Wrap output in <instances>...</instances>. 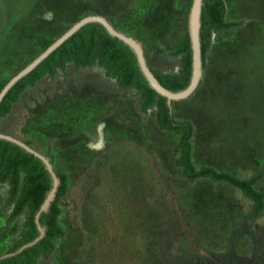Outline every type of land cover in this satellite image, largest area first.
<instances>
[{
	"label": "rangeland",
	"instance_id": "obj_1",
	"mask_svg": "<svg viewBox=\"0 0 264 264\" xmlns=\"http://www.w3.org/2000/svg\"><path fill=\"white\" fill-rule=\"evenodd\" d=\"M189 1L0 0V81L39 55L37 35L58 39L91 15L141 42L150 68L177 72L179 60L157 51L173 52L184 37ZM227 1L228 21L242 24L216 35L226 43L220 50L227 57L216 66L215 50L199 89L174 102L173 111L178 121L194 125L197 168L248 179L264 171V0ZM0 133L31 141L69 176L59 217L66 235L39 264H160L170 253L158 235L166 191L196 251L221 264H252L264 212L250 217L253 202L226 183L188 182L176 166L180 136L160 130L156 108L143 113L138 94L119 88L100 68L69 64L55 78L38 81L1 120ZM256 189L264 190V177ZM7 198V186L0 184V255L18 242L25 221L23 215L7 223Z\"/></svg>",
	"mask_w": 264,
	"mask_h": 264
},
{
	"label": "trees",
	"instance_id": "obj_2",
	"mask_svg": "<svg viewBox=\"0 0 264 264\" xmlns=\"http://www.w3.org/2000/svg\"><path fill=\"white\" fill-rule=\"evenodd\" d=\"M192 2L193 0H190L186 7L184 37L174 44L173 52L166 54L162 48L157 51L159 55L178 59L179 70L164 72L151 68L161 85L172 92L185 90L192 78V47L188 32V17ZM241 25L240 22L226 21L224 0H203L200 39L204 68L213 35ZM35 39L41 48L39 55L56 40L41 34ZM69 64L76 69L100 68L108 78L116 82L119 88L138 94L143 113L155 107L157 127L180 136V157L176 160V166L181 168L182 176L188 182L211 179L217 183H226L253 202L250 217L256 218L262 215L264 190H257L256 185L264 177V171L261 170L252 177L244 179L230 172L218 171L212 166L197 168L192 158V138L195 131L193 123L178 121L175 118L173 108L168 105L167 99L150 87L140 69L134 51L121 40L112 37L100 23H89L83 26L37 68L19 80L0 104V123L2 119L11 114L13 106L19 102L21 95L28 88L34 87L38 81L46 77L55 78L58 72L64 71ZM7 82L8 80L0 81V92ZM24 142L33 147L31 141ZM148 156L154 174L162 181L166 190H169L155 157L150 154ZM50 161L55 168L53 157ZM55 170L60 179V185L55 201L48 212L40 217L41 225L46 228L44 237L22 253L0 260V264H39L40 260H49L57 249L58 241L65 237L66 233L59 223V217L61 215L60 203L69 189V176L56 168ZM0 184L7 186L8 190L6 207L11 208V212L7 223L12 224L21 216H25L20 239L5 253L8 254L16 252L20 247L39 236L35 216L52 189L53 180L39 158L13 142L0 139ZM169 194V191H166V207L160 215L158 235L160 242L165 244V248L167 247L170 253L168 257H163L160 264H221L196 251L191 233L185 227L174 198ZM252 264H264V234L254 241Z\"/></svg>",
	"mask_w": 264,
	"mask_h": 264
},
{
	"label": "water",
	"instance_id": "obj_3",
	"mask_svg": "<svg viewBox=\"0 0 264 264\" xmlns=\"http://www.w3.org/2000/svg\"><path fill=\"white\" fill-rule=\"evenodd\" d=\"M202 6H203V0H193L189 12L188 32L192 47L193 71H192L191 82L185 90L179 92H172L166 89L164 86H162L161 83L153 74L151 68L147 63V58L145 55V49L143 44L134 37L126 35L115 29L114 26L105 17L99 15H91L84 17L80 19L78 22H76L61 37L56 39L51 46H49L44 52H42L38 57H36L30 64H28L16 75H14L10 80H8L5 87L0 92V104L7 95V93L10 91V89L19 80H21L23 77H25L26 75L31 73L35 68H37L44 60H46L55 50H57L63 43H65L69 38H71L83 26L89 23H100L101 25L104 26V28L108 31V33L112 37L121 40L134 51V53L137 56L140 69L143 75L145 76V78L147 79L150 87L154 89L159 95L165 97L168 101V105L173 108L174 102L185 100L197 91L198 87L202 82V78L204 75V65L202 59V47H201V39H200ZM0 139L13 142L18 146L24 148L26 151L33 154L35 157L39 158L46 166V169L50 173L53 180L52 189L48 193L45 201L43 202V204L41 205L39 211L35 216V222L39 231V236L32 242H29L23 245L22 247H20L16 252L8 253L0 256V260H2L22 253L27 248H30L35 244H37L44 237L46 228L41 225L40 217L43 213L48 212L51 204L55 201L57 189L60 185V179L58 178L56 174V170L52 165L50 159L46 155L36 150L35 148L29 146L23 140L16 138L12 135L0 133Z\"/></svg>",
	"mask_w": 264,
	"mask_h": 264
},
{
	"label": "crops",
	"instance_id": "obj_4",
	"mask_svg": "<svg viewBox=\"0 0 264 264\" xmlns=\"http://www.w3.org/2000/svg\"><path fill=\"white\" fill-rule=\"evenodd\" d=\"M225 1V4H226V21H228V20H230L229 18H228V16H229V7H228V1L227 0H224ZM233 16V15H232ZM228 22H233V21H228ZM224 31H229V30H224ZM223 31H220V32H218V33H215L214 35H213V39H212V44H211V47H210V49L208 50V53H207V56H206V65H205V68H204V73L206 72V68H207V66H208V63H211L210 61V59L211 58H214V52H215V50H217V52H218V54L220 55V56H217V58L215 59L216 61H215V63H216V66H219V64H220V62H222V60H224L227 56L225 55V56H223L222 55V53H221V50H220V48H224L225 47V45H226V43H223L222 41L223 40H221V39H218V41H217V38H216V35H219L220 33H222ZM221 60V61H220ZM204 76V75H203Z\"/></svg>",
	"mask_w": 264,
	"mask_h": 264
}]
</instances>
